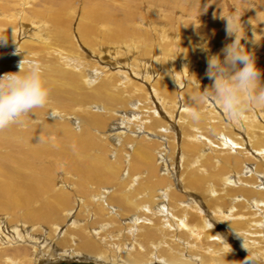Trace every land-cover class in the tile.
Here are the masks:
<instances>
[{
	"label": "rangeland",
	"instance_id": "374dc122",
	"mask_svg": "<svg viewBox=\"0 0 264 264\" xmlns=\"http://www.w3.org/2000/svg\"><path fill=\"white\" fill-rule=\"evenodd\" d=\"M234 7H239L242 12L240 20L241 32L244 33V37L241 39V44L254 54L257 67L261 70V82L264 83V0H0V35L7 36V41H10L4 46L0 45V54H14L15 48L18 47L17 53L21 54L23 47L21 43L26 41V49L30 48L31 51L29 57L35 59L36 63L40 58L45 62L51 59L56 64L69 67L72 69L70 71L72 73L82 71L83 79L79 83L83 89L79 93L80 98H84L86 94L93 97L92 93L96 90L100 91L102 99L92 98V102L101 106L104 105L102 100H104L103 95L107 89L100 88V86L105 80L108 81L109 77L114 79L115 82L110 87H106L108 88L107 92L114 93V100L118 102H116L118 106L116 108L108 102L105 103L107 107L112 108L111 118L108 119L103 129L100 127L93 129V134L100 138L95 137L96 145L89 151L90 154L78 160L89 163L95 155L101 154L106 161L104 164L107 169L110 165L118 167L120 181L131 174L129 185L140 181L149 183L150 189L155 193L153 199L158 202L153 209L145 210L149 215L148 218L153 217L151 215L154 213L156 217H160L161 221L166 223V227L171 232L174 233L175 231V234H179L185 231L189 235V240L197 241L195 239L197 235L194 234L197 226L190 221L189 211L201 212L196 205L200 203L193 196L198 194L197 192H200L201 188L191 186L186 181L190 167L185 161V153L183 152V140L187 141V139L183 138L184 135L181 132L183 124L180 114L188 113V105L184 102L186 98L184 93L189 94L193 91V85L186 84L185 78L192 80L194 78L192 74H195L202 89L212 83L206 76V59L209 55L218 53L223 58L221 49L234 38L226 36L225 20L220 17V15L233 12ZM40 38L50 42L51 48H45V45L40 43ZM63 45L66 49H62L61 46ZM43 46L44 50L42 49ZM52 46L53 49L56 46L63 50L64 56H60L57 51L49 54ZM71 46L76 48L77 53L70 52L71 49L67 50ZM40 67L42 70L43 67L41 65ZM13 69L12 72H14ZM0 70L2 69L0 68ZM75 81L78 80L75 79ZM166 85L169 87L167 88ZM63 98L65 97L62 96ZM51 103L53 101H50L48 106ZM120 104H125V107ZM81 105L78 102L56 104V107H60L61 114L64 115H57L53 120L56 122L66 121V123L70 121L73 131L78 134L80 130L78 121H72L69 117H73L77 109H82ZM201 108L203 112L214 109L224 117L214 107L205 106ZM42 109H44L42 113L46 111L45 108ZM42 113L40 116L44 117ZM150 114L155 115L153 118L161 116L159 118H162L165 123L157 124L154 129L142 128L143 125H146L145 122L150 123L148 117ZM256 114L258 116V113ZM127 117L128 120H126ZM141 118H146L145 122L141 121ZM38 121L39 118L30 119L27 123L35 122L37 124ZM23 125L13 126V135L8 136L7 133L6 138L1 139L7 143H5L6 149H2L3 146L0 144V154L4 153L10 158H15L20 143H24L21 135H19ZM208 127L209 125L206 126V129ZM101 131L103 137H101ZM122 131L127 132L125 133L127 135H124L127 138L123 140L118 136L113 137ZM187 134L189 133L187 132ZM228 137L224 136V133L215 136L217 140ZM47 138L52 143L57 142V145L63 149L62 144H65V140L61 135H48ZM13 139L15 140L12 141ZM8 140L13 143H8L10 142ZM204 141L215 147L214 144H209L210 140L204 139ZM134 142L139 143L138 146L143 142L151 147V152L155 156L153 161L155 169L152 174L149 173L145 165L138 167L131 165L130 156L133 155L136 147ZM244 150L248 149L244 148ZM247 154L249 156L246 159H252V161L248 160L249 163H245L244 167L263 161L261 155L258 157L251 152ZM81 165L83 164L81 163ZM51 166L58 180L56 186H64L66 191L71 193L69 194L68 206L63 211L59 210L53 218L50 216L47 220V217H42L40 222L34 223L27 220L26 211L20 210V208L12 209L14 212L0 210V223L2 221L1 226L3 225L4 228V232L2 231L3 238L7 243L4 246L8 247L7 254L0 255V264L24 263L29 257L34 258L36 246H46L47 249L53 247L57 258H64V255H71L76 252L77 249L73 247H81L80 233L85 234L87 231L93 237L94 243L103 245L102 248L104 249L103 253H100V250L95 251L96 255L91 252L85 253L84 256L91 257V261L97 259L98 256L99 258L102 257L100 260L103 261L105 257L126 255L128 251H131L129 245L135 243L136 216L134 217L133 212L129 213V211L126 212L127 215L126 213L120 215L117 212L118 208L121 207L110 201L111 191L115 188L114 184L87 179L84 173L80 172L79 167L82 166H78L76 161L72 163L68 157L58 158ZM101 171L104 175L109 172L102 165ZM114 172L117 171L113 168V175ZM154 177L168 181L166 185L169 186L166 189L157 186V191H155L152 184ZM259 182L261 181L259 180ZM208 186L205 191L206 195L211 193L210 183ZM260 186H264V184ZM174 189L179 195L184 196L177 204L175 201H170L168 194L170 190ZM102 195L106 197H101ZM98 196L101 199L109 200L110 205L104 204L103 208L98 209L99 206L96 205L98 198H100ZM199 198H202V195ZM189 199L195 203H189ZM230 200L233 206L236 201L234 198ZM90 208H92L91 212L89 211ZM179 211L181 212L179 213ZM66 212L67 214H65ZM115 214L116 217L114 218ZM114 220L116 221L114 222ZM76 222L78 225L74 224ZM38 223L43 230L41 239L44 238L45 240H42L39 245H35L36 241L33 242V239L31 240L26 236L28 232L19 228V225L26 229L29 227V230L32 231L38 227ZM16 228L21 229L22 235L27 238L16 237L18 231ZM82 228L87 229V231H82ZM14 230L15 232H13ZM101 230L102 232H100ZM40 231H37L38 234ZM11 236L13 237L12 240H10ZM119 236L122 237L123 242H120ZM26 239L28 240L26 241ZM115 240L117 244H115ZM175 240L182 243L178 237ZM233 240H236L241 249L249 254L248 250L243 247L240 238H233ZM122 243H124L123 246ZM118 245L122 247L119 248ZM109 246L111 247L109 248ZM155 246L159 249L162 244L159 245L155 242V245L152 246L154 256L157 255ZM185 247L187 248V246ZM111 248H114L115 253ZM41 250L43 249L41 248ZM112 253L113 255H111Z\"/></svg>",
	"mask_w": 264,
	"mask_h": 264
},
{
	"label": "bare ground",
	"instance_id": "6f19581e",
	"mask_svg": "<svg viewBox=\"0 0 264 264\" xmlns=\"http://www.w3.org/2000/svg\"><path fill=\"white\" fill-rule=\"evenodd\" d=\"M39 41L45 45V48H51V46H49L50 42L48 43L46 39L43 41L42 38H40ZM9 42L7 41L6 44ZM21 44L23 45L22 48L26 49L27 42L25 41ZM62 44L69 46L65 43ZM64 45L61 46L62 49H66ZM18 48H15L16 52L14 54H0V68L2 69L0 70V74L12 72L13 68H15L13 69L14 72L17 71L18 62L23 59L24 56L32 59L29 57V52L31 53L29 50L30 48H27L26 50L21 48V54L17 53ZM42 49L44 50V46ZM68 49H71L70 52L77 53L74 46L67 48V50ZM53 51H57L60 56L63 55V50L57 48L56 46L54 49L52 46L51 52L48 53L51 54ZM40 60L37 61L43 67L42 71L44 73L42 76L49 93L48 103L45 107H43L46 111L42 113L44 109L39 108L35 110V113H30L29 115L23 117L24 125L19 135H21L22 142L24 143H20L18 149L22 150L17 149L16 154L18 155L15 154L14 159L12 157L10 158L7 154H0V210L6 212H14L12 209L16 210L17 208L25 210L27 220L32 223L40 222L42 217H47L48 220L50 216L53 218L54 214H58L59 210H65L68 206L69 194L71 193H68L64 186H56L58 180L54 175V170L51 165L58 158L61 159L68 157L72 163L73 161H76L78 166H82V169L79 167L80 172L82 174L84 173V176L87 179L98 182L106 181L113 183L115 188L111 191L112 195L110 201L115 202L116 205L121 207L120 209L118 208L117 212L121 215L129 211V213L133 212L134 217H137H135V243L129 245L131 251H128L126 255L117 254L118 256H114L112 258H110V256L109 258L105 257V260L103 261L100 260L102 258L101 256V258L98 256L99 259L96 256L98 260L92 259L94 264H218L217 252L221 248L225 247L222 244L223 239L230 245L231 251L228 252L225 257H219V264H240L241 261H244L245 258L249 256V254L241 249L240 244H238L236 240H233V238H240L242 244H244L245 240L248 247L251 249L250 255H257L264 260V186H260L261 184H264V110H249L245 113L246 118L237 123L226 121V119L214 109L212 111L203 112V110H201L202 108H200L202 115L197 121L190 119L184 112L180 114L183 124L181 127L182 129H180L182 135H184L183 138L187 139V141L183 140V152L185 153V161L187 162L188 167H190L187 172L186 181L191 186L201 188V191L197 193H200V196L202 195V198H199L200 196H198V194L193 195L200 203L196 205L200 208L201 212L189 211L190 221L194 222L197 226V229L194 232V234L197 235L195 236L197 241H192L189 240V235L185 231H182L179 234H175V231L174 233L171 232L166 227V223L162 222L161 218L156 217L154 213L151 215L153 217L148 218L149 215L145 212V210L148 208L149 210L153 209L158 202L153 199L155 193L150 189L149 183L140 181L129 185L131 182V174L120 181V178L118 177V167H112V165H110L107 169L104 164L106 161L101 154L95 155L94 158L90 160V164L86 162L83 163L78 160L79 158L88 156L90 154L89 151L94 145H96L95 139L100 138L99 136L96 137L93 134V129L96 127L103 129L108 119L111 118L110 112H112V108L107 107L105 103L108 102L116 108L118 106V102L116 101V103L114 100V93L112 94L111 91L107 92V87H110V85L115 82L114 79L112 80L111 77H109L108 81L105 80L100 86V88L104 87L107 89L103 95L104 100H102L104 105L101 106L92 102V98H96L97 100L102 99L100 91L96 90L92 93L93 97L86 94L84 95V98H80L79 93L83 89L79 83V81L83 79L82 71H79V74L74 72L72 73L70 72L72 69L69 67L66 68L63 64L62 66L60 64H56L54 61H51V59L46 62L43 61L42 58H40ZM75 79L78 81H75ZM166 87L168 88L169 86L166 85ZM184 94L186 97L184 102L188 105L187 108L189 110L192 108L189 101V94ZM62 96L65 98L62 99ZM50 101H53V103L48 106ZM63 102H78L80 105L84 104L81 105L82 109L76 110L73 117H69L72 121H78L79 127H77L80 129L78 134L73 131L74 129L70 121L66 123V121L56 122L53 120L55 116L62 115L59 110L60 107H56V104H63ZM120 105L125 107V104ZM41 113L44 117L40 116ZM256 113H258V116ZM153 116L155 115L150 114L148 116L150 118V123L145 122L146 118H141V121H144V124H146L143 125L144 127H141L149 130L154 129L157 124L165 123L162 118H159L161 116L158 118H153ZM36 118H39L37 124H35V122L27 123L30 119L35 120ZM126 120H128V117ZM15 125L19 126V124H14L10 125L12 128L8 127L0 130V144L3 146L0 147L2 149H6L5 143L7 142L1 139L6 138L5 135L7 133L8 136L13 135L14 131L12 129ZM208 125L209 127L206 129V126ZM30 130L32 131L29 132ZM102 131L100 133L101 137H103ZM187 132L189 134H187ZM125 133L127 132L122 131L119 134H115L113 137L118 136L124 140L127 138L124 136L127 135ZM220 133H224V136H229L230 139L228 137L219 138L217 140L215 136ZM53 134H59L62 138H64L65 144H62L63 149L57 145V142L52 143V141L47 138L48 135ZM109 137H111V135H109ZM204 139L210 140L209 144H214L215 147L208 145ZM14 140L15 139L12 141ZM8 143L13 142L10 141ZM137 144L139 143H136L135 148L133 147L134 153L130 156V163L133 167L145 165L149 173L152 174L155 169L153 163L155 156L151 152V147L143 142L140 146ZM244 148L248 150H244ZM249 152L256 154L258 157L261 155L263 161H258L252 166L249 164L250 166L244 167L245 163H249L247 162L248 160L252 161V159H246V157L249 156L247 154ZM80 162L85 166L81 165ZM101 165L109 171L107 172V175L102 173ZM113 168L117 171L116 173L114 172V175ZM228 175L229 177H227ZM153 180L152 184L154 185L155 191H157V186H160L162 189H166L169 186L166 185V183H168L166 180H161L156 177H154ZM259 180L261 182H259ZM208 183H210L211 193L206 195L205 191L209 187ZM141 194L142 197H140ZM168 194L170 201H175L176 204L184 198L183 195L178 194L176 189L170 190ZM101 197L105 198L106 196L102 195ZM101 197L98 198L96 203L97 207L99 206L98 209L101 207L103 208L104 204L106 206L110 205L109 200H104L103 198L101 199ZM231 198H234L236 201L233 206L230 203ZM237 198L240 199L237 200ZM188 202L192 203L193 201L189 199ZM91 209L92 208L89 210L90 212ZM180 212L181 211H179V213ZM65 214H67V212ZM104 215L105 213L103 216ZM56 217L58 219V216ZM113 217L115 218L116 214ZM115 221L116 220H114V222ZM205 221L212 223L213 227L210 230L204 226ZM1 223L0 255H3L7 254L6 251L8 247L4 246L7 245V243L5 238H3L4 228L2 227L3 225L1 226ZM74 224H77V222ZM103 225L105 226V224ZM40 226L41 225L38 223V227L32 231L29 230V227L26 229L21 225H19V228L27 231L28 233L26 234L28 235L26 236H28L31 240L33 239V242L36 241L35 245H39L42 240H45L44 238L41 239L43 230L41 228L42 226ZM16 229L18 230V228ZM21 229L17 231L16 237H26L22 235L23 233H21ZM83 230L87 231V229L82 228V231ZM37 231H40V234H38L39 232ZM13 232H15V230ZM100 232H102V230ZM80 234L81 247H73L77 250L71 255H64V258H57L53 247L47 249L46 246H36L37 249H35L34 258L29 257L26 262L17 264H59L61 262L71 261L92 262L91 257H87L88 255L84 256V254L90 252L93 254L97 250H100V253H103V245L98 244L97 242L94 243L95 241L88 231L85 234ZM176 237L181 239L182 243L177 242L175 240ZM12 238L13 237L11 236L10 240H12ZM209 238H211V240H209ZM27 240L28 239H26V241ZM119 240L120 242H123L122 237H120ZM155 242L159 245L162 244V246L159 249L155 246V252H157V255L154 256L152 254V246L155 245ZM124 243H122V246ZM137 243H140V245H137ZM115 244H117V241ZM124 245H126V243ZM185 246H187V248ZM110 247L111 246H109V248ZM121 247L119 246V248ZM41 248L43 250H41ZM94 255L96 254L94 253ZM111 255H113V253ZM7 257L9 258V256Z\"/></svg>",
	"mask_w": 264,
	"mask_h": 264
},
{
	"label": "clouds",
	"instance_id": "9594fccd",
	"mask_svg": "<svg viewBox=\"0 0 264 264\" xmlns=\"http://www.w3.org/2000/svg\"><path fill=\"white\" fill-rule=\"evenodd\" d=\"M241 14L239 7H234L233 12L220 15L225 20L226 36L234 38L221 49L223 58L218 53L206 59V76L212 83L202 89L195 74H192V80L185 78L186 84L193 85L189 101L194 107L187 113L193 121L201 118L200 108L205 106L218 109L231 123L243 121L249 110H264L261 70L257 67L254 54L241 44L244 37ZM7 39V36L0 35V45L6 44ZM17 68L15 72L0 74V130L13 124L23 125V117L48 103L49 93L40 65L24 56ZM204 226L209 230L213 227L209 221H205ZM222 244L225 247L217 252L218 264L219 257H225L231 251L224 239ZM243 247L248 250L249 256L240 264H264L259 256L250 255L251 249L245 240Z\"/></svg>",
	"mask_w": 264,
	"mask_h": 264
},
{
	"label": "water",
	"instance_id": "95a60500",
	"mask_svg": "<svg viewBox=\"0 0 264 264\" xmlns=\"http://www.w3.org/2000/svg\"><path fill=\"white\" fill-rule=\"evenodd\" d=\"M59 264H94L92 262H75V261H71V262H61Z\"/></svg>",
	"mask_w": 264,
	"mask_h": 264
}]
</instances>
